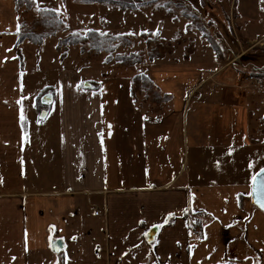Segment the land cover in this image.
Segmentation results:
<instances>
[{"label":"crops","instance_id":"obj_1","mask_svg":"<svg viewBox=\"0 0 264 264\" xmlns=\"http://www.w3.org/2000/svg\"><path fill=\"white\" fill-rule=\"evenodd\" d=\"M152 6L140 10L156 22ZM17 24L15 3L0 0V264H64L65 254L67 264H264V213L249 200L260 170L249 167L257 114L230 74L228 50L207 47L203 62L199 42L185 58L147 63L144 75L168 98L153 113L128 77L86 79L56 51L55 80L36 83L49 40L19 46L21 71ZM247 39L264 47V36ZM26 47L36 53L31 74ZM41 94L51 95L41 97L45 116Z\"/></svg>","mask_w":264,"mask_h":264},{"label":"rangeland","instance_id":"obj_2","mask_svg":"<svg viewBox=\"0 0 264 264\" xmlns=\"http://www.w3.org/2000/svg\"><path fill=\"white\" fill-rule=\"evenodd\" d=\"M257 4V0H162L152 6V11L162 14V19L156 22L147 21L144 11L140 10L142 8L121 10L110 5L80 3L79 0H36L35 3L33 0H21L15 6L18 24L25 28L23 32L30 30L37 34L46 31L44 20L36 10L37 6L52 11L60 9L56 13L63 24V30L45 43L44 70H40L39 75L37 72L33 74L32 80L40 85L55 80L51 62L52 54L56 51L53 48L54 39L57 40V45L59 40L71 34L86 36L90 31H95L100 36L111 39L105 40L104 50L99 52L91 49L89 42L69 46L63 60L60 58L62 51H56L60 62L72 59L71 63L83 67L80 73L92 80L99 75H120L130 80L139 75L145 76L147 63L153 59L179 55L185 58L194 48L200 47L199 42L203 62H208L210 58L205 50L207 47L212 50L216 48L217 55H224L228 50L230 55L225 57H233L234 62L228 67L230 74L236 81L238 79L240 90L250 99V112L258 115L255 123L260 135V147H256L252 167L259 170L264 167V47H259L255 41L248 42L247 39L264 36V0L261 6ZM133 11L137 12L132 13ZM238 12L241 19L237 22ZM192 32L195 37H184L186 33L191 35ZM24 42L28 43L27 46H35L28 41ZM30 48L32 47L24 48L29 74L34 72L33 60L36 57L35 51ZM19 52L21 53L20 50ZM250 77L256 82L249 81ZM142 84L136 81L133 85L134 99L144 110L157 113L163 102H159L153 87ZM142 86L147 87L143 90ZM42 97H49L46 101L51 102V95ZM43 99H40L43 108L41 116H45L44 111L48 109L42 105L45 103Z\"/></svg>","mask_w":264,"mask_h":264},{"label":"trees","instance_id":"obj_3","mask_svg":"<svg viewBox=\"0 0 264 264\" xmlns=\"http://www.w3.org/2000/svg\"><path fill=\"white\" fill-rule=\"evenodd\" d=\"M12 1H14L15 5L17 6V4L21 0H12ZM160 1L162 0H79L80 3L110 5V6H115L121 10H134L137 8H144V7H148L153 4H156ZM39 15L44 20V26H45L44 28H46L44 29L46 30L45 32H42L39 34L32 32L30 30L23 32L24 26L22 25H21L20 31L17 32V41H16L17 51L16 52H17V57H18V62H19V69L21 71L24 69V62H23V57L21 53L19 52L18 48L24 41H28L32 43L33 45L40 47L44 40L54 37L58 32L63 30V24L61 20L58 18L57 13L55 11H52V10L41 11L39 12ZM47 28L52 31H49ZM24 31H25V28H24ZM105 40H111V39L104 38L95 31H90L86 36H80L78 34H71L64 39L59 40L55 49L57 52L62 51L60 58L63 60L66 56V48L69 46H74V45L89 42L91 49H93L95 52H99V51L104 50L103 43L105 42ZM213 49L214 51H217L216 48H213ZM136 81L142 82L143 84L148 85L151 88L153 87L155 89L154 85L147 79L146 76H143V75L136 76L131 80V93L133 97H134V86L133 85L136 84ZM146 87L147 86H142L141 89L145 90ZM47 91L48 89L44 90L43 93L45 94L47 93ZM44 94H41L38 97L39 107L41 106L39 98H41L42 95ZM155 94L157 95V97H159L158 98L160 99L159 102L168 101V98L166 96H160V94L157 91H155ZM24 131H25V127H24Z\"/></svg>","mask_w":264,"mask_h":264},{"label":"snow or ice","instance_id":"obj_4","mask_svg":"<svg viewBox=\"0 0 264 264\" xmlns=\"http://www.w3.org/2000/svg\"><path fill=\"white\" fill-rule=\"evenodd\" d=\"M33 2L35 3L36 0H33ZM36 10H37L38 12H41V11H46L47 9H43V8L37 6ZM53 11L59 13L60 9L57 8V9H54ZM20 29H21V25H20V24H17V25H16V31L19 32ZM7 51H10V49H7ZM21 75H22V74H21ZM21 87H22V86H21ZM23 99H26V97H21L20 100H17V101H16V103H17V104H20V103H21V100H23ZM25 120H26V116H25V114H24L23 109H21V112H20V121L23 123ZM38 122H39V121H38ZM108 129H109V135H111V124L108 125ZM98 135H101V136H102L103 134H102V133H98ZM22 139L25 140V141H27V139H28V133H27L26 131H23V130H22ZM101 146H102V148H103V141H102V140H101ZM230 151H231V150H230ZM217 163H219V162H217ZM249 167H250V168L252 167V164H251V163L249 164ZM253 180H254V185H253V187H254V189H255V188L257 187V178H256V176L253 177ZM258 187H259L260 195L257 196V203L260 205V207H261L262 209H264V168H262V169L260 170V173H259V183H258ZM191 200H192V196L190 195V196H189V205L191 204ZM189 210H190V207H186V208H184L182 211L187 212V211H189ZM167 215H168V217H172V216L176 215V213H174V212H169ZM165 222H167V221H165ZM50 227H51L52 230L55 229V226H54V225H52V226H50ZM205 227H206V226H205ZM72 238L75 239V237H72ZM196 238H197V239H200L201 237H200V236H197ZM205 238H206V237H205ZM177 243H179V241H178ZM190 247H191V246H190ZM25 250L27 251V243H26V245H25ZM54 250H55V251H60L59 248H54ZM13 259H15V257H13ZM248 259H249L248 257H245V260H248ZM63 260H64V264H67V261H68V256H67V254L64 255ZM257 264H259V261H257Z\"/></svg>","mask_w":264,"mask_h":264},{"label":"water","instance_id":"obj_5","mask_svg":"<svg viewBox=\"0 0 264 264\" xmlns=\"http://www.w3.org/2000/svg\"><path fill=\"white\" fill-rule=\"evenodd\" d=\"M264 168V167H263ZM262 169V168H261ZM260 169V170H261ZM260 170L254 175L257 178V187L254 189L253 185H254V180L252 178L251 181V186H250V196H249V200H250V205L257 208L258 210H260L261 212L264 213V209H262L260 207V205L257 203V196L260 195V191H259V187H258V183H259V173ZM253 176V177H254ZM156 232V230H152L149 234V238L151 239L154 236V233ZM64 244L61 240H56L54 242L51 243V251L54 254H59L62 250H63ZM54 248H59L60 251H55Z\"/></svg>","mask_w":264,"mask_h":264},{"label":"built area","instance_id":"obj_6","mask_svg":"<svg viewBox=\"0 0 264 264\" xmlns=\"http://www.w3.org/2000/svg\"><path fill=\"white\" fill-rule=\"evenodd\" d=\"M249 81H254V82H256L252 77H250L249 79H248ZM94 215H98V210H95L94 211Z\"/></svg>","mask_w":264,"mask_h":264}]
</instances>
